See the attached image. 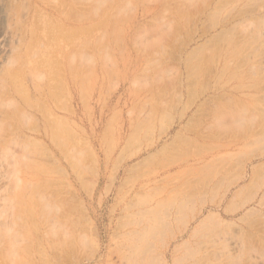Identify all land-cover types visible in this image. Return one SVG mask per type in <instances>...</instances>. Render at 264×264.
<instances>
[{
	"label": "rangeland",
	"instance_id": "1",
	"mask_svg": "<svg viewBox=\"0 0 264 264\" xmlns=\"http://www.w3.org/2000/svg\"><path fill=\"white\" fill-rule=\"evenodd\" d=\"M0 264H264V0H0Z\"/></svg>",
	"mask_w": 264,
	"mask_h": 264
},
{
	"label": "bare ground",
	"instance_id": "2",
	"mask_svg": "<svg viewBox=\"0 0 264 264\" xmlns=\"http://www.w3.org/2000/svg\"><path fill=\"white\" fill-rule=\"evenodd\" d=\"M54 37V36H53Z\"/></svg>",
	"mask_w": 264,
	"mask_h": 264
}]
</instances>
